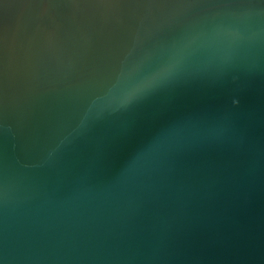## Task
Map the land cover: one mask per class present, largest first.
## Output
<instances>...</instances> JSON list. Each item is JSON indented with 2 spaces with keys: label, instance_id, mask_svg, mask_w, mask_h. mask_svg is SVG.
<instances>
[{
  "label": "water",
  "instance_id": "obj_1",
  "mask_svg": "<svg viewBox=\"0 0 264 264\" xmlns=\"http://www.w3.org/2000/svg\"><path fill=\"white\" fill-rule=\"evenodd\" d=\"M0 264H264V0H0Z\"/></svg>",
  "mask_w": 264,
  "mask_h": 264
}]
</instances>
